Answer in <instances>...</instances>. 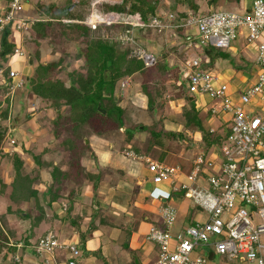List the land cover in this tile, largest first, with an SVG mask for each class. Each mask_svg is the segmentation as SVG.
Segmentation results:
<instances>
[{
	"label": "built area",
	"instance_id": "obj_1",
	"mask_svg": "<svg viewBox=\"0 0 264 264\" xmlns=\"http://www.w3.org/2000/svg\"><path fill=\"white\" fill-rule=\"evenodd\" d=\"M7 1L3 10L0 8V31L8 24L15 31L31 28L32 22L23 14L25 0ZM185 13L186 22L173 25H166L162 19L165 14L173 19L172 12H159L143 21L138 14L121 18L116 11L109 10L103 18L93 13L86 20L89 25H127L115 37L122 45H133V54L145 68L155 64L156 56L140 45L136 34L139 29L195 26L198 30L195 39L202 50L207 46L223 51L229 49L241 29L246 30L247 42L255 41V69L247 82L243 79L234 89L213 67L206 66L210 61L208 56L193 55L184 59L180 73L185 76L187 92L194 97L206 94L214 98L216 102L208 109V116L225 111L228 128L224 132L220 164L205 160V153H199L193 159L190 173H185L179 166L145 158L153 183L178 184L192 207L204 211V219L176 229L177 209L170 204H160L161 227L153 225L147 234V239L157 248L153 264H221V256L231 264H264V241L260 238L264 234V0H250L240 11L222 9L200 13L190 10ZM184 38L186 48L191 47L193 36L186 33ZM14 54L25 55L17 45ZM2 71L0 69V81ZM17 76V71L10 68V95L24 85L22 78L14 81ZM129 84L126 78L120 86ZM209 130L216 131L214 127ZM10 143L14 145L16 140L10 137ZM206 165L212 172H206ZM79 245L48 231L30 248L44 264H50L46 255L53 258L55 251L66 254L64 264H78ZM13 246L21 247V244Z\"/></svg>",
	"mask_w": 264,
	"mask_h": 264
},
{
	"label": "trees",
	"instance_id": "obj_2",
	"mask_svg": "<svg viewBox=\"0 0 264 264\" xmlns=\"http://www.w3.org/2000/svg\"><path fill=\"white\" fill-rule=\"evenodd\" d=\"M27 1L32 11L43 15L40 18H33L29 15L33 13H27L23 4V14L32 22L31 27L37 39V49H35L34 54H30L32 55V60L40 57L38 42L42 39H47L52 32L56 31L67 42H79V47L72 59L81 61L80 67L71 71L67 70V66L73 60L71 61V57L66 58L65 55H60L56 60L45 63L38 61L34 67L33 74L26 78L29 91L47 103L45 104L46 107L49 106L54 109V118L50 119V131L55 139H62L64 147L69 151L68 160L54 164V167L51 168L52 183L40 195L41 204L43 205L37 208V213L34 215L31 214L29 207L20 208V204L31 198L34 200L37 198L36 201H38V189L33 187L32 183L34 177L36 178L35 181H37L40 176H32L33 173L25 169L24 159L19 156L16 150L11 155H7L3 151L4 139L10 134V131L8 126H4L0 122V157H5L12 165V178L8 184L11 185V190L8 195L16 205L15 208L11 205L8 206L6 213L7 215L15 214L29 220L33 227L44 219L45 207H50L62 195L61 190L65 188V182L73 184L67 194L68 208L66 216L70 218L72 198L74 195L79 194L82 184L87 180H91L94 187L98 186L105 170H108L100 168L96 173H91L82 164L81 157L86 151H90L92 157H95L90 143L86 142V140L89 141L91 134L118 133L120 128H124L126 110L114 101V92L120 79L123 76L139 72L142 75L141 91L147 98V109L150 112L153 110L162 112L165 99L161 98L157 103L155 99L162 95L161 91L165 90L167 85L163 82L164 77L158 82L159 84L155 83V79L153 80L155 74L151 77L152 79H149L148 69L152 68V71H156V75L159 76H167L174 73L178 78L181 72V65L178 63L173 69H170L167 67L166 62L156 59L153 66L145 68L142 61L133 54V47L131 45H122L115 37L121 29H126L127 25L106 23L89 25L85 22L88 15H83L84 12L75 11L73 14L70 12L71 8L76 5L81 6L85 1L88 3L87 5H92L93 7L97 5L102 7L106 2L113 5L108 10L116 11L123 18L138 14L143 21H146L151 16L159 14L158 6L161 0H119L118 2L104 0L98 1L94 5L93 3L97 0H66L62 7H55L52 3L49 6H45L44 3L47 0H25L24 2ZM187 1L191 3V0ZM210 1L214 2L217 0ZM170 11L174 14L176 13L174 9ZM176 16L180 19V15ZM64 19L69 21H63ZM180 28L177 29L179 30ZM14 31L10 24L0 31V69L3 70V80L0 81V97H2L0 99V121L9 119L11 103V96L8 94L11 85V78L9 77L10 67L5 66L3 68V62L8 61L7 58L14 54L16 44L13 39H9V37L13 36ZM161 55L166 58V53ZM202 56H208L210 61L206 66L213 67L216 60L228 59L230 54L207 46L203 48ZM236 59V57H233L232 61L236 62ZM177 86L176 88H178ZM181 91L179 89V93L175 95V98L182 96L188 101V104L183 105L181 111L177 114L178 117L172 118V120L181 124L183 131L166 130L163 124L165 116L161 114L158 119L153 120L150 124L137 123L130 128H124L123 140L125 143H129L137 130L145 131L149 133L152 147H160L161 155L159 160L164 163L175 160L182 171L190 173L193 164L188 158H177L175 156V152H178L176 146H174L175 143L186 140L184 136H187V132L191 131V127H193L200 132V141L206 146L204 149L206 154L213 146L224 141L225 137L221 136L217 130L214 133L210 132L209 124L206 121L203 122L200 117L201 109L197 108L195 97L188 93L187 90ZM98 106L104 109L105 113L100 112ZM64 108L68 109L67 113L63 112ZM64 133L65 136H63ZM186 147L187 145L185 144L183 148ZM12 158L13 161L11 160ZM63 165H65L64 169H62ZM99 211V204L95 202L93 215H98ZM5 216V214L0 215V253L4 248L13 249L9 247L8 239L15 235L13 231L9 230V224ZM71 223L77 225L75 227H79L78 221L75 222L73 218ZM95 228L96 224L91 220L87 231L90 232ZM81 234L86 237L85 233ZM25 241H29L28 236H26ZM10 246H13V244ZM10 250L8 253H12ZM5 254L7 253L0 254V264H6L7 256ZM11 261L17 262L14 259Z\"/></svg>",
	"mask_w": 264,
	"mask_h": 264
},
{
	"label": "rangeland",
	"instance_id": "obj_3",
	"mask_svg": "<svg viewBox=\"0 0 264 264\" xmlns=\"http://www.w3.org/2000/svg\"><path fill=\"white\" fill-rule=\"evenodd\" d=\"M100 1V0H98ZM8 3L7 0H0V8L3 10V6H6ZM50 3H52L55 7H62L66 3V0H47L44 5L49 6ZM96 3V2H95ZM250 3V0H217V1H210V0H191V3L188 2L187 0H161L159 3V12L160 13H169L171 12L170 10H175L176 15H180V19H178L177 16L174 15L173 19H169V17L165 14L163 15L162 19H165V24L166 25H173L176 22L177 23H185L186 22V11L189 12L190 10L197 11L200 13H210V12H216L218 10L222 9H229V10H238L240 11L244 5H248ZM88 3L85 1L81 6L76 5L74 8L70 9L71 14L75 11H82L84 12L83 15L88 17L86 20L94 13L99 14L100 16L105 17V14L108 10V8H111L113 5H110L109 3H104L102 7H99L98 5L93 7L92 5L89 6L87 5ZM24 8L27 13H33L29 14L33 18H40L43 15H39V12L32 11V9L28 5V1L24 2ZM1 14V11H0ZM123 18V16H120ZM63 21H69L64 19ZM125 29H121L120 32H123ZM116 32V31H115ZM189 33L190 35L193 36L192 38V43L193 45L189 48H186V41H185V34ZM137 34V39L143 47L148 48V50L153 51H160L162 53H166V56H172L169 57V62L172 61L175 67L178 63L181 65V67H184V59L187 58V56L191 57L193 55H202V49L200 46H198L197 40L195 39L196 35L198 34V30L196 29L195 26H181V28L174 29L173 27H166L162 28L160 30H157L155 28H147V29H139L136 32ZM246 30L241 29V33L237 35V38L231 42V46L229 49H225L224 51L230 52L231 54L236 56V62H233L231 59H227L225 61V66H221L219 64L218 69L214 68L215 72L220 73L222 76H227L230 74V72L235 76L231 79L228 80L229 86L232 88L234 84L238 83V81L245 79L247 82L251 76V74L254 71V59L256 55V46H255V41L249 43L246 40ZM9 39H13L14 43L24 51L25 55L24 56H19L18 54H13L10 57H8V61L3 62V68H5V65L8 62H11V67H13L17 73L18 76L14 81L17 79H20L23 77V72L24 68L26 70L25 64H27V59L25 56L34 54V51L36 48V37L34 36L32 27L28 29H24L22 31L16 30L13 33L12 37H9ZM168 39L169 41H166ZM51 43V46L53 48V52H55L56 57H59L60 55H65L66 58L71 57V61L73 60L72 57L77 51L79 47V42H67L62 38V36L58 32H52L50 36L47 39H42L41 41L38 42L39 48L42 50L43 55H41V59L46 61L48 59L47 56H45L49 51H50V46L49 44ZM133 46L132 44H129ZM168 45V46H167ZM153 49V50H152ZM217 49V48H214ZM220 51H223L221 49H218ZM171 54V55H170ZM156 59L158 61L166 62V58H164V55H159L155 53ZM25 58V60H24ZM25 61V64H24ZM81 65V61L79 60H73L68 64L67 70H72L74 68H78ZM168 67V66H167ZM171 67V66H170ZM228 67V68H227ZM168 69V68H167ZM171 69V68H170ZM170 69H168L170 71ZM227 71V72H225ZM236 71V72H235ZM149 72V79H152L151 77L153 76V80L156 81L155 83L159 84L158 82L161 81V78L164 77L163 82L165 85H167L166 89L161 91L162 95H159L158 98L155 99L156 103L161 99H165L164 107H169L172 108L174 111H177V103H174L173 101L176 99L175 95L180 92L181 90H186V82H185V76L180 73L179 77H176V74L171 73V75H156V71H152V68L148 69ZM65 75V73H64ZM66 76V75H65ZM142 76V75H141ZM139 74H135L134 78L131 80L133 81V84L135 83L136 87L134 88H139V86L136 83H139V79L141 77ZM126 76H123L119 82H121ZM129 79V78H128ZM26 80V77H25ZM177 80V81H176ZM178 85V86H177ZM176 86L178 88H176ZM132 87V86H131ZM141 87V86H140ZM22 88V87H21ZM17 89L13 94L10 96L12 97V101L10 103V110H9V119L7 120H1L0 122L4 126H8L10 134L12 133V127L18 126V131L14 132L13 129V136H10L8 134L6 138L4 139V147H8L10 151H14V149L18 148L17 150L19 156L24 159V167L27 169L29 172L31 171L33 174L32 176L39 175L40 178L32 183V186L37 188L38 191V201L37 198L34 200L33 198L29 199L28 201H25V207H29L31 209V214L34 215L37 213V208L42 206L41 204V196L42 193H44L49 186L48 185V178H50V181H52V173H50L51 168L54 167V164L61 162L62 160L65 161L69 158L68 152L64 149V143H60V140L57 139V143H53L51 145V142H48V130L41 131L39 134H37V139L35 140L34 137H31L29 134L26 135L28 137V145L26 146L25 141L19 140L15 138L16 134L18 135H23L26 133V131L29 130H35V127L33 123L29 120V115L28 113V108H25V111L22 110L20 107L19 103L17 102L18 95L17 92H20V89ZM121 88V86H120ZM234 89V87H233ZM22 92V91H21ZM128 95V94H127ZM139 96V95H138ZM2 99V97H0ZM41 100V99H40ZM173 100V101H172ZM42 101V100H41ZM195 101L196 103H199L202 109L205 108H212L213 104L216 102L214 98H211L209 95L202 94L199 96H195ZM45 103V102H44ZM42 101V105L46 106ZM116 103V102H115ZM48 106V105H47ZM206 106V107H204ZM49 107V106H48ZM52 111V114L55 115V111L52 107H49ZM64 110V109H63ZM44 113V112H43ZM131 111H125V121L127 123L124 124V128H130L133 124L137 123H131V119L133 117H130ZM53 117V116H52ZM200 117L202 118L203 122L205 120V113L200 111ZM227 115L225 111H220L218 115H214V120L215 122L212 123V125L217 129L218 133L221 136H224V132L227 130V124L224 121L226 119ZM54 118V117H53ZM42 118H40L41 120ZM134 121V120H133ZM135 122V121H134ZM144 124V123H142ZM167 125H169L167 123ZM207 125V124H206ZM46 128V127H45ZM191 131L187 132V136H184V139L186 138V141H179L176 142L174 146H176V149L178 152H175V156L177 158L182 157V158H188L191 161V164H193V159L196 156L197 153L199 152H204L205 150V145L201 143L200 141V135L197 134L195 136L196 129L191 127ZM23 130V131H22ZM120 132H115V133H110L111 138H116V142L119 143V150L122 155H126V146H125V141L123 140L124 134H121ZM138 131V130H137ZM175 131V130H173ZM178 132V131H177ZM121 134V135H120ZM149 136V133H147ZM135 135V134H134ZM44 136V137H43ZM65 136V133L63 134ZM147 136V139H148ZM10 137L16 139L15 145L10 143ZM39 137H42L41 139ZM134 137V136H133ZM139 138V136H137ZM133 139V138H132ZM131 139V140H132ZM262 139L264 141V135L262 136ZM19 140V141H18ZM18 141V142H17ZM141 141H146L144 138H141ZM149 141L150 147L147 149L146 153L148 154V157L151 159L157 160L159 162H162L160 159L161 151L158 147L153 146L152 147V142L151 140ZM62 142V141H61ZM115 142V147H117V143ZM190 142V143H188ZM196 142V143H195ZM224 141L219 143L216 146H213L211 149H209L206 154H205V160L211 159L212 162L215 164H220L222 161L221 157V148L222 144ZM187 145V148L190 149L188 152H186V155L184 153H180L181 150H183V146ZM148 145V146H149ZM48 146L52 149L51 154L49 155V148ZM64 148H63V147ZM4 150V149H3ZM12 152H10V155ZM9 155V154H7ZM1 158V157H0ZM13 161V158L11 159ZM137 165H135V164ZM170 164L172 166H179L175 160L171 162H166V164ZM143 163L140 161H133V166L136 167L135 171L131 173V177L128 176V178L134 180L137 182L136 184L138 186H153L154 190L150 193H147L146 195L152 200L155 199V202L161 203L163 199L167 200L168 203L170 202L172 206L175 207V204L179 205L182 204L183 202H186V199L182 193V190L178 184L176 185H169L167 183H152L150 180L151 175L148 172V170H145V173L141 172L144 167L142 165ZM182 164V163H181ZM50 169V170H49ZM124 169V168H123ZM119 168V170H123ZM181 169V168H180ZM0 215L5 214V218L9 224V230L13 231L15 233L14 236H11L8 241L9 243H15V242H21V247L18 248L16 246H10L13 249H9L12 251V253H8V249L4 248L1 251V255L4 253L7 256L6 258V264H44L43 261L41 260V257L35 254V252L31 251L32 249L30 248V245L33 243H36V240L38 239L39 236H42L49 230L52 231L58 238L63 237V232H65V228L69 227L68 231H72L70 229V226L67 225V223H59L52 217L53 213H55V210H50L49 208H46L45 210V217L44 219L36 226H33L30 224L29 220L21 218V216H17L15 214H8L7 215V207L12 206L15 208V204L9 198V191L11 190V185L9 184L8 179L12 178V165L9 163L5 157L0 159ZM182 170V169H181ZM49 172V173H47ZM52 172V171H51ZM184 172V170H183ZM206 172H212L210 168L207 167L206 165ZM125 174V172H124ZM10 176V178H9ZM48 177V178H45ZM149 178V179H148ZM6 180V181H5ZM8 180V181H7ZM134 182V183H135ZM45 185V188L44 186ZM67 185V190L73 187V184L69 183ZM37 186V187H36ZM136 193H133V196H135ZM88 197V196H87ZM64 201L67 203L66 200L61 199L60 201ZM89 201V198H88ZM189 201V200H188ZM73 202V201H72ZM80 202V201H78ZM190 202V201H189ZM55 204V203H54ZM186 205L187 209V221L193 222L198 219H204V211H199L197 207H192L189 205V203H184ZM21 208V207H20ZM90 211V207L86 206L83 211L85 210ZM59 211V209H57ZM23 213V212H22ZM137 220L142 219V214L145 213H140V211L135 212ZM155 214V212H154ZM31 215V216H32ZM155 216V218L153 217ZM150 219L147 220H141L146 223H153L158 220L156 215H152L149 217ZM137 223V222H136ZM86 225V224H85ZM84 227V226H83ZM161 227V224L160 226ZM86 228V227H84ZM146 226H143V229H141V232L139 234V237H137L138 241L141 242L145 240V237L148 234V230H145ZM133 229L126 227L122 231V234L119 239H117L116 243L123 246V249L119 251V254L122 256V261L124 263L127 261V259L131 261V264H152L149 260H146L141 254L140 250L134 251H129L126 245H129L130 242L127 240L129 238H132L133 235H131ZM84 233V232H83ZM69 238L67 241H72L74 243L80 244L79 246L81 247L80 254L76 256V260L78 264H116V259H117V254L115 253H109L108 256L101 254L100 251L93 250V247L95 244L99 243L96 239L92 240L93 237H84L82 234H78L77 236L68 234ZM26 236H28L29 241H25ZM261 240L264 241V234L261 235ZM27 243H30L26 245ZM197 249H200L197 247ZM7 251V252H5ZM18 257V260L16 258ZM66 257V254L64 252L60 251H55L54 252V257L49 254L46 255V258L49 260L50 264H64V259ZM119 258V257H118ZM221 261L223 263L221 264H231L227 261H225L224 256H221ZM14 259L17 262L11 261ZM57 260V261H56Z\"/></svg>",
	"mask_w": 264,
	"mask_h": 264
},
{
	"label": "crops",
	"instance_id": "obj_4",
	"mask_svg": "<svg viewBox=\"0 0 264 264\" xmlns=\"http://www.w3.org/2000/svg\"><path fill=\"white\" fill-rule=\"evenodd\" d=\"M166 41H169V40L166 39ZM49 46H50V51L45 55L48 57L46 61L42 60L41 57H39L38 59L34 58L32 60V55L25 56L28 59H27V64H25V61H24V64L27 65L26 70L24 68V72H23L24 74L22 77L24 85L20 89V92H17L16 94L18 95V98H19L17 102L19 103L22 110L25 111V108L26 107L28 108L27 115H29V120L32 123L34 122L33 125L35 127V130L26 131V133H24L22 136L18 134L15 135L16 136L15 138L25 141L26 146L30 142L28 141V137L26 135L29 134L31 137H34L36 140L37 134H39L41 131L46 132L48 130V127H49L48 137L46 139H48V142L52 143L51 145H53V143L55 142L56 143L58 142L57 139L54 138L53 134L50 131V128H51L50 119L52 118V116H54V114H52V111L50 108L42 105V101L40 100V98L36 97L34 94H32L29 91V86L27 84V81L25 80V77L27 78L28 76H31L33 74L34 67L36 66L38 61L45 63V62H49V61H53L57 59L56 57L57 54L52 52L51 45ZM39 51H40V56L43 55L42 50L40 48H39ZM152 52L157 53L159 55L163 53V51L161 53L159 50L158 51L153 50ZM227 53L230 54V57L228 59L232 60L233 57L234 58L236 57L230 52H227ZM169 57H172V56H169V55L166 56V64L169 68H172V65L174 64L172 63V61L169 62ZM30 59H31V63L29 62ZM225 61H227V59L216 60L214 62L213 69L214 68L218 69L219 64L221 66L222 65L225 66ZM10 65H11V62H8L5 66H8L11 69H14ZM135 74H139L141 76L139 72H135L132 75L126 76L127 79L129 78L130 84L127 87L120 88L121 82H119L114 92V101L116 102V104L119 105L121 108H124L126 111L127 110L131 111L130 117H133V119H131L132 121L131 123L150 124L152 123L153 120L158 119L161 114H164L165 118L163 119V124L166 130L183 131V126L179 124L178 122H175L174 120H172V118L178 117L177 114L181 111V108L183 105L188 104V101L185 100V98L181 96V97L176 98L174 101L172 100L174 103H177V107H178L177 111H174L172 108H169V107H164V110L162 112H158L156 110H153L152 112H150L147 109V98L142 93L141 87H140L142 76L140 77L138 81L139 83H136L139 86V88L135 89L134 86L136 87V85L135 83L133 84V81H131L134 78ZM234 76L235 74L233 75L230 72L227 78L225 76H222V78L228 81V80H231ZM241 81L239 80L238 83L234 84L233 87L234 88L237 87V85L240 84ZM11 101H12V97H11ZM197 108L201 109V111L205 113V120H207L209 124L208 125L209 128L214 127L212 125V123L215 122L214 116L213 117L208 116V114L210 113V112H207L208 108L202 109L199 103H197ZM67 110H68L67 108H64L63 112L67 113ZM40 118L42 119L40 120ZM125 123L127 122L125 121ZM167 123L169 125H167ZM13 129H14V132L18 131V126L12 127V130H11L12 136L14 135ZM120 130H121V134H123L124 128H120ZM194 133H195V136H197V134L200 135L199 131H196ZM137 136H139V138H137ZM147 136L148 134L145 131L135 132L133 139L129 143H125V146L127 148L126 155L121 154L119 147H118L119 143L116 142L117 139L115 137L111 138L110 134H103V135L91 134L89 136V141L86 140V142L90 143V146L95 154V157H92V155L90 154V151L84 152L81 157L82 164L85 166L86 170L91 173H96L100 168H106L108 170H105L104 176L99 181L98 186L94 187L93 182L91 180H87L82 184L79 194L74 195V197L72 198L73 202L71 204L72 208L70 212V218L66 216V211L68 208L67 194L69 193V190L71 189L70 188L67 190L66 184H69L70 182H65V188L61 190L62 195L59 197V199L53 202V204L50 207L48 206L45 207V210L46 208H49L52 211L55 210V213H53L52 217H54L56 221H58L59 223H62V222L67 223V225L70 226V229L72 231L70 232L68 231L69 227L65 228V232H63V237L61 238L68 239L69 238L68 234L77 236L78 234H81L84 232L86 234V237L88 238L93 237L92 240L96 239L99 242L94 245L93 250L100 251L101 254H104L106 256H108L109 253L111 252L117 254L118 256L116 259L117 260L116 264H131L130 259L129 260L127 259L125 263L124 261H122V256L119 254V251L123 249V246L116 243L117 242L116 240L120 238L122 231L126 229V227H129L133 229L131 233V235L133 236L132 238H129L127 240L128 242H130V244L126 245L127 246L126 249H128L129 251H132V253L134 251L140 250V254L144 258H146V260H149L152 264L155 262V259L157 256V248L154 245V243L148 240L146 236L145 240L142 241L140 244L137 237H139V234L141 232V229H143V226H146L145 230H148V231L150 227L153 225L160 226V218L158 214V208L160 206V203L155 202V199L152 200V198L146 195L147 193H150L154 190L152 185L148 187L147 186L140 187L137 185L138 184L137 182L128 178V176L131 177V173L135 171L136 169V167L133 166V161H140L143 163L142 165L144 169L141 171L143 172V174L145 173V170L147 171V167L145 163V158L148 157V154L146 153V151L148 149L149 136H148V139H147ZM39 138L41 139L42 137H39ZM141 138H144L146 141H141ZM58 140H60V143L62 145V142H61L62 139H58ZM115 142L118 144L117 147H115ZM156 147L160 149L159 146H156ZM48 148H49L48 150H49V155H50L52 152V149L49 146ZM3 149H4L3 151L9 155H10V152L13 153L15 150L16 151L19 150L18 148L17 149L15 148L14 151H9L8 147H4ZM64 149L68 152V156H69V151L67 150V148H64ZM189 150L190 149L186 147V148H183V150L180 151V153H184L186 155V152H188ZM199 153H204V152H199ZM199 153H197L196 155H198ZM61 162H64V161L62 160ZM64 168H65V165L62 166V169ZM119 168L121 169L124 168V169L119 170ZM45 178H48V177H45ZM48 180L49 182L47 186H50L52 181H50V178H48ZM164 183L169 184L168 181H165ZM43 186L45 188V185ZM133 193H136L135 196H133ZM88 198H89V201H88ZM61 199L66 200L67 203H65L63 200L60 201ZM95 202H97L100 207V211L98 215L96 216L93 215V207H94ZM161 203H168V201L163 199ZM184 203H189V205L192 206L191 202H189L188 200H186V202H183L182 204H179V205L175 204V208L177 209V221L175 224L176 229L183 228L187 224L191 223L190 221L189 222L187 221L188 219H186L187 209L185 208L186 205H184ZM170 204L172 203L170 202ZM86 206L92 209L90 211H88L87 209L83 211ZM20 207L21 208L25 207V204L21 203ZM57 209H59V211H57ZM136 211H140L141 214L145 213V214H142V219L137 220V217L135 214ZM151 214L157 216L158 220L156 222L146 223L144 221H141V220H147L148 222V219H150L149 217L151 216ZM153 217L155 218V216ZM72 218L74 219L75 222L78 221L77 224H79V227H75L77 225H74L71 223ZM91 220L94 221V223L96 224V228L88 232L87 228ZM83 226L86 228H84ZM15 244H22V243L18 241V242H15Z\"/></svg>",
	"mask_w": 264,
	"mask_h": 264
},
{
	"label": "water",
	"instance_id": "obj_5",
	"mask_svg": "<svg viewBox=\"0 0 264 264\" xmlns=\"http://www.w3.org/2000/svg\"><path fill=\"white\" fill-rule=\"evenodd\" d=\"M29 62L31 63V59L29 60ZM98 109L100 110V112L105 113V110L101 109L100 106H98Z\"/></svg>",
	"mask_w": 264,
	"mask_h": 264
}]
</instances>
